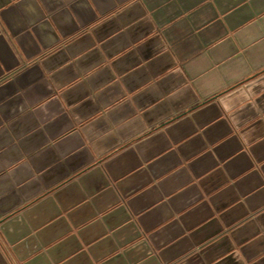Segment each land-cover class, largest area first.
<instances>
[{
	"label": "crops",
	"instance_id": "0c3cea01",
	"mask_svg": "<svg viewBox=\"0 0 264 264\" xmlns=\"http://www.w3.org/2000/svg\"><path fill=\"white\" fill-rule=\"evenodd\" d=\"M0 264H264V0H0Z\"/></svg>",
	"mask_w": 264,
	"mask_h": 264
}]
</instances>
